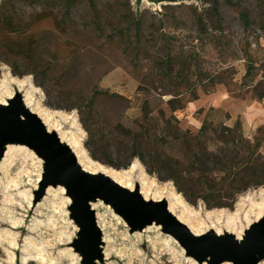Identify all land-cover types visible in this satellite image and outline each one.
<instances>
[{"label": "rangeland", "instance_id": "obj_1", "mask_svg": "<svg viewBox=\"0 0 264 264\" xmlns=\"http://www.w3.org/2000/svg\"><path fill=\"white\" fill-rule=\"evenodd\" d=\"M8 72L31 80L42 107L77 119L93 160L121 172L137 162L134 183L141 188L143 170L146 182L168 190L167 205L175 202L173 187L206 219V211L234 213L264 188V128L245 137L239 124L200 125L185 110L221 85L235 95L248 87L253 97L264 96V0H0V78ZM16 93L24 94L17 86ZM57 116L76 131L73 119ZM19 157L10 175L0 167V264H9L12 239L15 264L28 242L52 264H83L73 202L47 193L58 185L41 191L43 160ZM23 193L33 195L32 207ZM103 202L97 211L106 242L96 264H189L178 241L165 243L162 226L137 236ZM9 216L20 221L17 229Z\"/></svg>", "mask_w": 264, "mask_h": 264}, {"label": "water", "instance_id": "obj_2", "mask_svg": "<svg viewBox=\"0 0 264 264\" xmlns=\"http://www.w3.org/2000/svg\"><path fill=\"white\" fill-rule=\"evenodd\" d=\"M8 104L0 103V157L7 142L27 145L44 161L41 191L47 185L66 188L73 202V219L80 228L74 243L84 257L83 264H96V260L102 258L101 230L91 208L94 199L110 203L132 231L143 230L153 223L162 226L189 257L200 263L258 264L264 261V219L252 225L241 241L231 235L220 237L214 232L196 236L168 211L165 201L146 202L138 190L131 193L105 175H93L83 170L56 133L49 132L36 114L24 109L20 95L9 100Z\"/></svg>", "mask_w": 264, "mask_h": 264}, {"label": "bare ground", "instance_id": "obj_3", "mask_svg": "<svg viewBox=\"0 0 264 264\" xmlns=\"http://www.w3.org/2000/svg\"><path fill=\"white\" fill-rule=\"evenodd\" d=\"M16 86L18 87L20 93L24 92V94L21 95L24 109H26V111L28 112L30 111L31 113L36 114L37 117L41 120L43 126L49 132L56 133L60 142H62L70 149V152L73 156L76 157L78 164L83 170L93 175H105L114 183L121 185L122 187L129 190L131 193L138 190L139 194L141 195V197H143L146 202L151 201L160 203L165 200V194L168 192V190H166V188H160L161 186L158 187L157 183L154 181L146 182L145 179L147 175L146 173H144L143 170L141 188L139 189L138 185L134 183L133 174L139 166L137 162H134L129 170L121 172L109 168L104 164L101 165L97 161L93 160L90 155H87V151L84 148L82 140V138H84V132L83 129L79 126L77 119L74 116L71 117L62 112L55 113L49 109L42 107L40 101H37L35 99L34 93L37 91V89L32 84L29 78L19 79L12 76L9 72L4 75V78H0V103L4 105H9V100L14 99V97L18 95L16 93ZM26 88L28 89L25 90ZM58 114L64 119H73L71 127H74L76 131L66 130L62 126V123L57 116ZM3 149V155L0 157V167L6 175H10L8 170L12 166L16 165V162L21 159L19 156L23 157V161H28V159L33 158L37 159L39 163L43 162L41 158L36 156L35 152L31 148L29 149L27 145H24L22 143L7 142L3 145ZM20 172L21 174H29V172L25 170V167H23ZM43 174V171L38 174L36 184H40L42 182ZM10 181L13 186H17L16 177L11 178ZM154 187L158 188L154 189ZM56 191L58 192V194L62 195V200H64V202L62 201L61 203L63 205H71L72 200L67 195L66 188L63 185H58L55 189L54 187L49 186L47 189V193L53 194ZM258 193L259 196L256 192H250L248 195H246L243 202L240 201L242 203L236 208L237 210L234 213H230L227 209H221L218 211H206L205 219L202 218L198 213H195L193 210L189 209V205L186 204L185 199L180 196L177 191H175V188L173 189V187H171L169 189V196L173 197L175 199V202H169L167 205V209L176 219H178L179 222L187 226V228L196 236L200 237L203 235H207V233L209 232H214L217 236L221 237L225 235H231L236 240L241 241L244 238L243 236L245 232L249 230L252 225L264 219V188ZM22 195L24 196L26 201H28L29 206L32 207L33 195L27 196L24 193ZM56 196L57 194L54 195V197ZM7 201H9L10 203L12 202L10 199H8ZM61 203L55 200H49V207L52 208L54 212H57L60 210L59 208ZM103 205L104 202L101 199L91 200V208L97 216V227H99L101 232L105 234L106 221L103 220L102 216L97 211ZM178 206L182 207L180 213H177ZM10 220L14 229H17L20 221L13 219L12 216L10 217ZM153 226H156L159 229L161 228L160 225L151 224L149 226H146L144 230L135 231V234L137 236H141L143 233H146L151 228H153ZM74 228L77 227L74 226ZM166 237L167 239L165 240V243H169L170 241H172L175 244H178L175 239L171 238V236L167 235ZM0 240H4L2 235H0ZM101 240L106 242V236ZM8 242L11 247L8 249V255L6 259L9 264H15L16 259L13 250L18 248V244H16L15 239L9 240ZM27 244L31 249H29V247L23 249L25 255L22 258V264H27L28 261H34L39 258L43 259V261L41 260L43 264H52L49 259L43 257L39 253L37 245L31 244L30 242H28ZM155 247L156 245H154V248ZM181 250L182 252H184L183 249ZM73 257H75V255H73ZM188 262L189 264H199L198 261L192 257H188ZM203 264L208 263L204 262ZM222 264L232 263L225 261L222 262ZM258 264H264V261Z\"/></svg>", "mask_w": 264, "mask_h": 264}, {"label": "crops", "instance_id": "obj_4", "mask_svg": "<svg viewBox=\"0 0 264 264\" xmlns=\"http://www.w3.org/2000/svg\"><path fill=\"white\" fill-rule=\"evenodd\" d=\"M242 92V95H235L221 85L215 93L198 95L195 100L188 102L185 110L188 116L195 114L194 119L200 125L206 121L225 122L229 127L239 124L243 136L252 137L264 128V97H253L248 87Z\"/></svg>", "mask_w": 264, "mask_h": 264}, {"label": "trees", "instance_id": "obj_5", "mask_svg": "<svg viewBox=\"0 0 264 264\" xmlns=\"http://www.w3.org/2000/svg\"><path fill=\"white\" fill-rule=\"evenodd\" d=\"M264 96H261V98H263ZM175 109H177V108H175ZM247 190V187L245 188V189H242L241 191L243 192V191H246Z\"/></svg>", "mask_w": 264, "mask_h": 264}]
</instances>
